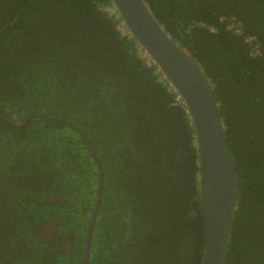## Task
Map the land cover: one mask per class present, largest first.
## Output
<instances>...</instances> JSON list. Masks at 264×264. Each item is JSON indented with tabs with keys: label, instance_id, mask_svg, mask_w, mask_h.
Returning a JSON list of instances; mask_svg holds the SVG:
<instances>
[{
	"label": "trees",
	"instance_id": "obj_1",
	"mask_svg": "<svg viewBox=\"0 0 264 264\" xmlns=\"http://www.w3.org/2000/svg\"><path fill=\"white\" fill-rule=\"evenodd\" d=\"M143 2L213 90L236 183L226 264H264V0ZM176 96L111 0H0V115L68 120L100 164L88 264H199L195 138ZM96 183L74 128L0 118V264H80Z\"/></svg>",
	"mask_w": 264,
	"mask_h": 264
},
{
	"label": "water",
	"instance_id": "obj_2",
	"mask_svg": "<svg viewBox=\"0 0 264 264\" xmlns=\"http://www.w3.org/2000/svg\"><path fill=\"white\" fill-rule=\"evenodd\" d=\"M111 2L128 32L156 64L186 107L194 132L198 163L197 193L203 225L199 264H226L229 230L235 209L236 183L212 87L195 60L165 33L143 0ZM31 117L61 122L74 128L84 139L95 162V199L85 231L80 263L88 264L91 234L102 190V172L97 156L81 129L68 120L36 112L19 123H12L0 115L3 121L14 127L22 126Z\"/></svg>",
	"mask_w": 264,
	"mask_h": 264
},
{
	"label": "flooded vegetation",
	"instance_id": "obj_3",
	"mask_svg": "<svg viewBox=\"0 0 264 264\" xmlns=\"http://www.w3.org/2000/svg\"><path fill=\"white\" fill-rule=\"evenodd\" d=\"M54 223H55V220L53 219V220H48V221H42L38 223L37 225H35L38 235L43 239H46V237H49L52 233ZM58 245L62 246L63 250L69 251L71 247V241H70L69 236H62L60 238V241L56 243V246Z\"/></svg>",
	"mask_w": 264,
	"mask_h": 264
},
{
	"label": "built area",
	"instance_id": "obj_4",
	"mask_svg": "<svg viewBox=\"0 0 264 264\" xmlns=\"http://www.w3.org/2000/svg\"><path fill=\"white\" fill-rule=\"evenodd\" d=\"M176 97H177V98H179V96H178V95H177Z\"/></svg>",
	"mask_w": 264,
	"mask_h": 264
}]
</instances>
